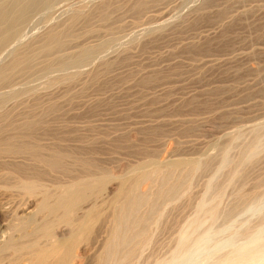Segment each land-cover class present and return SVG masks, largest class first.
Returning a JSON list of instances; mask_svg holds the SVG:
<instances>
[{"label":"rangeland","instance_id":"obj_1","mask_svg":"<svg viewBox=\"0 0 264 264\" xmlns=\"http://www.w3.org/2000/svg\"><path fill=\"white\" fill-rule=\"evenodd\" d=\"M138 4L143 6L140 7ZM136 6H139L138 10ZM104 10L108 11L109 15L107 16L106 12L108 18L105 19L103 17L106 16L102 17L100 13ZM18 29L17 33L21 34H16L13 37L14 39L11 38L7 42L8 44L0 48V68H6L10 65L12 61L17 59L15 55L19 52L20 54L24 53L22 56H27L26 54L28 53V56L30 55L33 59L28 63L30 67L26 66L27 69L23 68L19 72L16 71L15 75H13L14 73L11 69L8 70V72H12L11 75L9 74L11 76L8 78L9 81L0 82L1 86H4L3 83L6 82V86L11 85L10 89L11 87V90L14 89L13 93H9L10 95L6 94L9 95L5 96L8 100L5 97L3 99L9 102L1 100L3 103L1 102L2 105L0 104V110H3V112L5 110V117L9 116L7 112L10 110L9 121L12 123L15 121L19 125L23 124L25 120L39 119L37 118L39 113L40 119L46 115L44 118L46 119V123L42 122L45 128L39 125L36 129L38 131L36 132L37 134H39L38 128H41L40 134L45 129L44 135L40 136L39 134V138L36 135L37 139L43 140L42 145L44 146L45 144V147H47V143L52 147L51 145H54L55 141H57L55 144H58V146H55L71 150V155L74 154L73 158L71 157L73 161L71 160L72 162L68 163L74 166L75 171H78L79 165L74 164V158L77 157L78 159L79 156V158L88 157V159L90 158L93 161L98 160L95 163L99 162V167L102 166V169L105 168L111 172L114 170V174L130 172L135 166L143 162L144 159L147 161L149 157L151 158L155 151L157 152H155V158L159 157L162 159L163 156L170 152V149L176 153L175 151L179 148L177 150V154H179H176L177 157L181 153V158L186 159L187 157V159L190 158L192 160L193 158L196 160H193L195 162L193 167L194 171L196 168L198 172L194 173V171H191L192 175L190 176L192 180L189 179V181L191 180V184H187L190 187L188 188L184 184L183 186L185 187L182 188L181 192L184 188L186 192L183 191L177 196L181 195L184 197L180 196V200L176 197L178 201L172 199V202H163L166 205L168 204L167 207L162 203V208L166 210L161 208L160 212L158 211L159 215L157 214L156 216L159 217L164 213L163 218H154L153 224L150 225L151 233L149 240L151 243L148 242L149 240L146 241L148 243L144 245L149 246H144L143 253L135 258L131 264H215L219 260L224 259L225 255L232 254L234 250L241 246L248 245L247 247H251L253 250L255 243L254 251L258 249L251 264H264V246H261V244L264 245V192H262L264 191V182H262L263 185L258 182V180L261 182V179L264 181V149H261L264 148V144L258 147L260 148L259 151L257 148L250 154L251 157L253 155L252 158H250L249 153L245 150L247 145H250L251 142L254 144L259 139L264 143V0H50L48 3L37 7L36 10L31 11L27 19L19 25ZM52 31H57L58 34L62 32V36H65V38L62 37L64 42L61 46L63 47L58 48V50L57 46H54V48L48 45L49 49H51L50 51L46 48V37L50 33H53ZM104 38L107 39L105 40ZM97 43L102 47H97L98 52L94 50V53H92L94 56L86 57L85 60H80L81 62L75 58L77 54L75 55L74 53H77V50L81 47ZM107 43L109 44L106 45ZM43 44L45 47H43ZM101 48L104 49L102 50ZM43 51L47 53L44 54ZM64 54L66 59L64 58ZM72 58L75 59L74 62H72ZM59 59L68 60V62L65 61L67 62L65 64V62L63 63ZM47 60H49L48 63L50 65L46 63ZM57 61L60 62V66ZM61 62L65 66H62ZM71 66L73 68L75 66V68L73 69ZM150 73L151 75H149ZM12 76L14 77L12 78ZM160 76L162 77L160 78ZM140 79L141 81H139ZM145 79H147V82H144ZM145 83L148 84L146 85ZM24 88H27L26 92H24ZM36 98L39 99L37 100ZM57 101L59 102L57 103ZM28 104H30V108ZM50 104L55 105L56 108L55 106L50 108ZM12 105H14V108L18 105L16 110ZM18 107H22V110L26 108L27 111H22L20 108L19 110ZM11 112L13 116H11ZM41 112L44 115L42 117ZM33 113L37 114V116L31 119L34 116ZM16 115L17 118H15ZM15 119L21 120V123H18L19 121ZM254 121L258 123L261 121L259 126L255 127L259 129V132L257 131L258 129H250L257 123ZM154 127H157V129L155 128L154 130ZM262 128L263 131H261ZM127 132L129 133L127 134ZM227 132L231 133H228L230 136ZM252 134L255 137L257 135V137H252ZM232 135L234 140L229 139ZM41 137L42 139H40ZM252 138L255 141H252ZM237 139L240 142L242 140L244 144L242 142L239 144ZM247 140L251 142L246 144L248 143ZM229 141L231 142L229 143ZM226 142L234 145L229 146ZM87 143L91 144V146H88ZM49 146L47 147L48 149L50 148ZM220 146L222 148H220V153L221 151L223 153L225 149L227 157L231 156L230 158H232H227L228 162H231L230 166L226 167L227 164H225L222 167L221 165L222 169L216 166L217 162L220 161L217 158L221 154L216 158L217 154H219L217 152ZM242 147L245 153H248V160L250 159L253 162L252 164L249 163L250 161L247 162L249 163V168L246 165L247 163L240 165L238 161L239 156H241L238 152L240 153L241 151V154H244ZM256 150L258 151L257 156L255 155ZM190 152L192 153L190 154ZM147 153L153 154L151 156ZM193 153L197 155L195 154V156ZM198 154L203 155L198 156ZM212 154L215 156L212 157ZM207 155L215 159L211 160L212 164H210L211 162L209 163L210 167H207L209 168L208 170L204 168L207 172L203 171V173L199 167L203 166L204 163L202 162L209 157ZM260 155L262 156L260 157ZM91 157L95 158L92 159ZM196 162L198 167H196ZM231 164H234L233 168ZM237 164L239 165L237 166ZM218 165H220V162ZM184 166H187V169H191L190 165ZM244 166H247V169ZM215 169L216 171H213ZM230 169L232 171L234 169H242V172L245 170L243 174L247 178L243 175L244 180L235 179L236 181L233 180L232 182L226 181L229 177L228 173L230 175ZM4 170L6 171V169H3L1 173ZM5 171L3 172L4 174H6ZM117 171L118 173H116ZM174 172L177 173L178 171ZM4 174L0 177L2 178L0 179V197L7 206L10 203L11 196L13 199L14 194H19V189L13 185L17 180ZM190 176L187 175L186 178ZM47 178L50 180L52 177ZM210 179L213 180L212 187L218 183L225 184L228 182L227 186L222 185L225 186L223 187L224 190L226 189L222 192L223 194L216 193L219 184L215 185L216 187L212 188L209 193L206 192L205 188L207 185L205 184ZM189 181H185V183ZM206 181L208 182L206 183ZM229 183L231 185L233 183L234 185L231 186ZM256 184L260 186L257 187ZM232 190H234V193ZM184 192L189 195H187L189 198H186ZM240 193L242 194V200L238 199ZM229 196H233V198ZM211 197L219 201L218 203L221 205L219 207L224 212L220 211L221 215L218 213L220 215H217L219 218L215 217L214 220L204 215L198 226V229H200L196 228L191 235L192 241L190 240L188 245L189 249H184L185 252L183 250L177 256L175 248L178 244L179 229H187L186 221L196 214L198 202L203 198L204 200H211ZM252 199L255 200L253 201ZM239 200L241 201L239 202ZM246 205L250 206L247 207ZM191 206H194L193 209H191ZM177 209L178 211H176ZM230 209H232L231 214H229ZM9 217L7 215H0V236H8L13 232L16 233L11 228L14 225V220L11 216ZM154 220L161 222L156 223ZM96 224L99 225L98 222ZM152 226L154 230L151 229ZM183 226H186V228ZM203 229L204 231H202ZM206 230L209 235L208 233L206 234ZM243 230L247 233H244ZM250 232L254 233L250 234ZM244 236H246V239H243ZM176 237L177 239H175ZM210 239H212V242ZM230 239H232L233 243ZM254 241L255 243H253ZM259 242L260 247L257 244ZM92 246L86 253L87 256L76 264H97V256H94L99 253L96 250H100V246L99 244H93ZM95 247L98 248L96 249ZM225 251H227V254ZM6 253L13 252L6 251ZM259 255L263 257H259ZM8 256L5 259L8 260ZM210 256L215 258H211ZM167 258L169 262H167ZM5 259L0 264H11L9 263L10 259L8 261ZM162 260L165 263H161Z\"/></svg>","mask_w":264,"mask_h":264},{"label":"bare ground","instance_id":"obj_2","mask_svg":"<svg viewBox=\"0 0 264 264\" xmlns=\"http://www.w3.org/2000/svg\"><path fill=\"white\" fill-rule=\"evenodd\" d=\"M50 0H0V48L9 42L11 38H13L16 34L20 35L17 33L19 30L18 27L21 23H23L29 13L33 11L34 9L36 10L37 7L44 3H48ZM64 3V2H63ZM138 3V2H137ZM145 3V2H144ZM53 4V3H52ZM97 4V3H96ZM142 4V3H141ZM147 4V3H146ZM139 5V4H138ZM47 6V4H46ZM140 6V5H139ZM139 6L137 10L139 9ZM143 6V5H141ZM140 6V7H141ZM50 7V5H49ZM115 8V7H114ZM106 9V8H105ZM41 10V9H40ZM99 10V9H98ZM107 10V9H106ZM42 12V11H41ZM78 12V11H77ZM105 12V13H103ZM108 15V11H102L100 12L103 16ZM119 12V11H118ZM105 14V15H104ZM150 14V13H149ZM151 15V14H150ZM103 17L108 18V17ZM33 17V16H32ZM35 17V16H34ZM158 18V17H157ZM145 20V19H144ZM154 20V19H153ZM107 21V20H106ZM128 22V21H127ZM130 22V21H129ZM25 24V23H24ZM23 24V25H24ZM131 24V22H130ZM228 24V23H227ZM143 28V27H142ZM66 29V28H65ZM149 29V28H148ZM62 30V29H61ZM51 31V30H50ZM97 31V30H96ZM53 33H50L46 38L47 45L46 48L49 49L50 46H57L58 48H62L61 46L63 44V38L65 36H62V32L59 34L57 31H52ZM59 32V31H58ZM64 33V32H63ZM70 33V32H69ZM61 34V36H60ZM68 34V33H67ZM88 34H90L88 32ZM114 34V32H113ZM64 35V34H63ZM73 35V34H72ZM116 36V35H115ZM67 37V36H66ZM207 37V36H206ZM111 38V37H110ZM122 38V37H121ZM14 39V38H13ZM98 39V38H97ZM105 39V38H104ZM103 39V40H104ZM107 39V38H106ZM105 39V40H106ZM65 40V39H64ZM114 40V39H113ZM45 41V42H46ZM15 42V41H14ZM107 42V41H106ZM104 42V43H106ZM115 43V42H114ZM66 44V43H65ZM64 44V45H65ZM103 44V43H102ZM107 43L106 45H108ZM112 44V43H111ZM10 45V44H9ZM44 45V44H43ZM48 46V47H47ZM99 46V43L93 44V45H86L84 47H81L79 50H77V53H74L76 55V59L80 60H85L86 57L89 56H94L92 53H94V50L97 51V47ZM101 46V45H100ZM99 46V48H100ZM105 46V44H104ZM117 46V45H116ZM184 46V45H183ZM7 47V46H6ZM27 47V46H26ZM42 47V46H41ZM45 47V45L43 46ZM42 47V48H43ZM75 47V46H74ZM102 47V46H101ZM109 47V46H108ZM28 48V47H27ZM42 48H40L42 50ZM55 48V47H54ZM52 48V49H54ZM65 48V47H64ZM79 48V47H78ZM112 48V47H111ZM183 48V47H182ZM102 49V48H101ZM104 49V48H103ZM102 49V50H103ZM107 49V48H105ZM186 49V48H185ZM44 50V48H43ZM47 50V49H46ZM194 50V49H193ZM4 51V49H3ZM20 51V50H19ZM24 51V50H23ZM31 51V50H30ZM61 51V50H60ZM189 51V49H188ZM44 54L47 52L43 51ZM98 52V51H97ZM27 53V52H26ZM32 53V52H30ZM34 53V52H33ZM49 53V52H48ZM58 53V52H57ZM106 53V52H105ZM20 52L15 55L17 59L12 61L10 65H8L6 68H0V82L8 80L9 77H11L12 72H8V70L13 71V75L17 73L16 71H21L23 68L30 67V64L28 66L29 61H32L33 58L31 56H28V53L26 54L27 56H22L24 54L23 52L20 54ZM35 54V53H34ZM32 54V55H34ZM42 54V53H40ZM73 54V55H74ZM99 54V53H97ZM96 54V55H97ZM104 54V53H103ZM19 55V56H18ZM48 55V54H47ZM46 55V56H47ZM102 55V54H101ZM52 56V55H51ZM63 58V57H62ZM65 58V54H64ZM70 58V56H68ZM12 59V60H13ZM31 59V60H30ZM66 59V58H65ZM73 59V58H72ZM96 59V56H95ZM99 59V58H98ZM63 63L65 61L68 62V60L64 59H59ZM64 60V61H63ZM75 59L72 60L74 62ZM89 60V59H88ZM91 60V59H90ZM49 60H47L46 63H48ZM206 61V60H205ZM54 62V61H53ZM61 62V64H63ZM65 62V64H67ZM70 62V59H69ZM71 62V63H72ZM81 62V61H80ZM10 63V62H8ZM56 63V62H55ZM59 64L60 62L57 61ZM78 63V62H77ZM49 64V63H48ZM70 64V63H69ZM50 65V64H49ZM53 65V64H52ZM74 65V64H73ZM72 65V66H73ZM210 65V64H209ZM32 66V64H31ZM60 66V64H59ZM62 66H65L64 64ZM61 66V67H62ZM71 66V67H72ZM82 67V66H81ZM49 68V67H47ZM58 68V67H57ZM73 68V67H72ZM75 68V66H74ZM73 68V69H74ZM77 68V67H76ZM160 68V67H159ZM19 69V70H18ZM21 69V70H20ZM27 69V68H26ZM45 69V68H44ZM64 69V68H63ZM15 70V71H14ZM41 70V69H40ZM49 70V69H48ZM51 70V69H50ZM62 70V69H61ZM65 70V69H64ZM24 71V70H23ZM29 71V70H27ZM31 71V70H30ZM56 71V70H55ZM26 72V71H25ZM50 72V71H49ZM63 72V70H62ZM78 72V71H77ZM148 72V71H147ZM172 72V71H170ZM23 73V72H22ZM44 73V72H43ZM54 73V72H53ZM59 73V71H58ZM72 73H74L72 71ZM10 74V75H9ZM42 74V73H41ZM47 74V73H46ZM155 74V72H154ZM163 74V73H162ZM170 74V73H169ZM172 74V73H171ZM151 75V73L149 74ZM148 75V76H149ZM159 75V73H158ZM48 76V75H47ZM64 76V75H62ZM75 76V75H74ZM153 76V75H152ZM14 76H12L13 78ZM16 77V76H15ZM22 78V76H20ZM54 77V76H53ZM58 77V76H57ZM61 77V76H60ZM147 77V76H146ZM157 77V76H156ZM162 76H160L161 78ZM10 78V79H12ZM63 79V78H62ZM149 79V78H148ZM19 80V79H17ZM73 80V79H71ZM143 80V79H142ZM9 81V80H8ZM24 81V80H23ZM62 81V80H61ZM141 81V79L139 80ZM151 81V80H150ZM154 81V80H153ZM156 81V80H155ZM161 81V80H160ZM144 82H147V79H145ZM152 82V81H151ZM159 82V81H158ZM164 82V81H163ZM6 83V82H5ZM4 86L0 84V104L1 100L4 99L5 96H9V93H13L8 86ZM8 83V82H7ZM10 83V82H9ZM138 83V82H137ZM162 83V82H161ZM12 84V82H11ZM26 84V83H25ZM144 84V83H143ZM146 84V83H145ZM148 84V83H147ZM146 84V85H147ZM150 84V83H149ZM157 84V83H155ZM142 85V84H141ZM151 85V84H150ZM21 86V85H20ZM24 86V85H22ZM26 86V85H25ZM145 86V85H144ZM154 86V85H153ZM165 86V85H164ZM19 87V86H18ZM147 87V86H146ZM167 87V86H166ZM14 88V87H13ZM51 88V87H50ZM152 88V86H151ZM165 88V87H164ZM9 89V90H7ZM16 89V88H15ZM22 89V88H21ZM27 88H24V92H26ZM40 90V89H39ZM160 90V89H159ZM16 91V90H15ZM30 92V91H29ZM18 93V92H17ZM40 93V92H39ZM168 93V92H167ZM9 94V95H6ZM16 94V93H15ZM32 94V93H31ZM12 95V94H11ZM17 95V94H16ZM15 95V98H16ZM19 95V94H18ZM22 95V94H21ZM23 96V95H22ZM13 97V96H12ZM31 97V96H30ZM7 100L8 98L5 97ZM3 100V102H6L7 100ZM37 100L39 98H36ZM11 100V99H10ZM2 102V103H3ZM9 102V101H7ZM37 102V101H36ZM59 101H57L58 103ZM38 103V102H37ZM49 103V102H48ZM47 104V103H46ZM53 104V103H52ZM64 104H66L64 102ZM2 105V104H1ZM51 105V104H50ZM62 106V104H60ZM4 106V105H3ZM14 108V105H12ZM18 105H16L17 107ZM29 108L31 107L30 104H28ZM48 106V105H47ZM52 106V107H51ZM50 108H53L55 105H51ZM59 106V105H58ZM5 107V106H4ZM16 107L14 108L16 110ZM43 107V106H42ZM20 107H18L19 109ZM22 108V107H21ZM20 108V109H21ZM46 108V107H45ZM56 108V106H55ZM12 109V108H10ZM17 109V110H18ZM19 109V110H20ZM42 109V108H41ZM13 110V109H12ZM22 110V109H21ZM27 111V109L25 108ZM24 109L22 111H25ZM37 110V109H36ZM48 110V109H46ZM0 114V173L3 169H6L4 175H8L11 177H14L16 183L12 182L13 185L19 189V194H14V198L11 200L10 203L6 206L3 202V199L0 197V215H7L8 217L11 216L12 219L14 220L13 226L11 227L13 229L12 234L10 235H2L0 236V263L5 259L6 256L10 254L9 263L11 264H76L78 263L81 259H84L85 256H87V252L90 250V247L93 244H99L100 250H96L99 252L97 255L95 254L94 257L97 256V264H131L133 263V260L137 257H139L144 250V244L146 241L150 239V225H152V221L154 218L159 219V217L163 218L160 215L157 217L156 215L160 212V209L162 208V203L163 202H172L171 200H176L181 197L183 198L184 196H179V193L181 194L182 188L187 186L188 183L192 180V175L191 171H194V165L196 160H194L192 157V160L189 159H184L181 158L180 155L179 157L176 156L177 154V149L174 153L173 150H169L165 156H163L162 159L155 158L156 155L155 152L153 153H147L148 155L153 154V158L151 159L150 157L148 158L147 161H144L139 163L137 166H135L130 172L124 173V174H114V170L111 172L110 170H107L105 168L99 167L98 163L96 164L90 158H79L77 157L74 158V164L76 163L75 166L78 171H75L71 164L69 165L68 162L71 160L73 161L74 154L71 155V150L69 151L66 148L63 147H57L58 144H55L57 141H55L54 145H51L50 147L47 143V147L49 146L50 148L48 149L42 145L43 140H38L37 136L39 138V134L41 132V128H38L39 134L36 129L37 127L43 126L44 123H46V119L42 118L40 119L39 115L37 118L39 119H33L36 118L37 114L32 116L31 119L33 120H28L24 121L23 124L19 125L15 123V121L12 123L9 121L8 117L10 116V110L7 112L9 116L5 117L6 113L5 110H3ZM7 111V110H6ZM14 111V110H13ZM54 112V111H53ZM58 112V111H57ZM15 113V112H14ZM25 113V112H24ZM32 113V111H31ZM37 113V112H36ZM61 113V112H60ZM59 113V114H60ZM64 113V112H62ZM13 113L11 112V116ZM17 114V113H16ZM23 114V113H22ZM42 114V112H41ZM57 114V113H56ZM4 115V116H3ZM29 115V114H28ZM31 115V114H30ZM62 115V114H61ZM64 115V114H63ZM19 116V115H18ZM25 117V115H23ZM44 116L43 114L41 117ZM52 116V115H51ZM55 116V115H54ZM258 116V115H257ZM15 117V116H14ZM62 117V116H61ZM17 118V115L16 117ZM26 118V117H25ZM259 118V117H258ZM13 119V117H12ZM11 119V120H12ZM21 119V118H20ZM24 119V118H23ZM28 119V118H27ZM44 119V121H42ZM60 119V118H59ZM14 120V119H13ZM16 120V119H15ZM16 121H19L18 119ZM21 121V120H20ZM18 123H21V122ZM23 121V120H22ZM54 121V120H53ZM44 122V123H42ZM157 122V121H156ZM257 122V121H254ZM261 122V121H260ZM259 122V123H260ZM15 123V124H14ZM42 123V125H41ZM162 123V122H161ZM253 123V121H252ZM251 123V125H252ZM259 123H255V125L250 128L254 129L256 126H259ZM50 125V124H49ZM152 125V124H151ZM218 125V124H217ZM250 125V126H251ZM62 126V125H61ZM249 126V125H248ZM48 127V126H46ZM59 127V126H58ZM150 127V126H149ZM136 128V127H135ZM152 128V127H151ZM157 129V127H154ZM49 129V127H48ZM62 129V128H61ZM249 129V130H250ZM256 130L258 128H255ZM58 130V129H57ZM65 130V129H64ZM136 130V129H135ZM145 130V129H144ZM153 130V129H152ZM162 130V129H161ZM227 130V129H226ZM230 130V129H229ZM45 131V129H44ZM43 131V132H44ZM52 131V130H50ZM91 131V130H90ZM149 131V130H148ZM232 131V130H231ZM235 131V129H234ZM240 131V130H239ZM251 131V130H250ZM259 132V129L257 130ZM263 131V128L262 130ZM260 131V133H261ZM40 134V136H43L44 133ZM48 132V130H46ZM58 132V131H57ZM66 132V131H65ZM132 132V131H131ZM141 132V131H140ZM146 132V130H145ZM150 132V131H149ZM148 132V133H149ZM157 132V131H155ZM220 132V131H219ZM230 132V131H229ZM227 132V134L229 133ZM243 132V131H242ZM49 133V132H48ZM47 133V134H48ZM51 133V132H50ZM91 133V132H90ZM129 132H127L128 134ZM144 133V132H143ZM160 133V132H159ZM164 133V132H163ZM235 133V132H234ZM253 133V131H251ZM52 134V133H51ZM67 134V133H65ZM64 134V135H65ZM135 134V133H134ZM138 134V132H137ZM140 134V133H139ZM150 134V133H149ZM152 134V133H151ZM156 134V133H155ZM161 134V133H160ZM226 134V135H227ZM231 134V133H229ZM228 134V135H229ZM239 134V133H238ZM255 134V133H254ZM37 135V136H36ZM53 135V134H52ZM68 135V134H67ZM76 135V134H74ZM87 135V134H86ZM96 135V134H95ZM130 135V134H129ZM223 135V134H222ZM221 135V136H222ZM253 135V134H252ZM264 135V134H263ZM83 136V135H82ZM94 136V135H93ZM134 136V135H133ZM230 136V135H229ZM54 137V136H53ZM84 137V136H83ZM99 137V136H98ZM105 137V136H104ZM136 137V136H135ZM151 137V136H150ZM225 137V136H224ZM228 137V136H227ZM252 137L256 138L253 135ZM264 137V136H263ZM59 138V137H58ZM62 138V137H61ZM72 138V137H71ZM75 138V137H74ZM86 138V137H85ZM94 138V137H93ZM100 138V137H99ZM235 138V136H234ZM238 138V137H237ZM254 138L251 140L253 141ZM42 139V137L40 138ZM67 139V138H64ZM70 139V138H69ZM104 139V138H103ZM228 139V138H227ZM229 139H233L232 137H229ZM60 140V138H59ZM68 140V139H67ZM88 140V139H87ZM141 140V139H140ZM151 140V139H150ZM223 140V139H222ZM234 140V139H233ZM236 140V139H235ZM239 139H237L238 141ZM40 141V142H39ZM46 141V140H45ZM49 141V140H48ZM195 141V140H194ZM232 141V140H231ZM229 141V143L231 142ZM236 141V142H237ZM249 144V140H247ZM255 141V140H254ZM260 141V142H259ZM259 143L256 141L254 144L251 142L250 145H247L245 147L246 152L252 154V152L257 149L261 144L263 146V141L259 139ZM47 142V141H46ZM62 142V141H61ZM69 142V141H67ZM79 142V141H78ZM124 142V141H123ZM187 142V141H186ZM189 142V141H188ZM234 142V141H233ZM239 144L243 141L241 140L238 141ZM94 143V140H93ZM139 143V142H138ZM164 143V142H163ZM177 143V142H175ZM191 143V142H190ZM201 143V142H200ZM207 143V142H206ZM205 143V144H206ZM235 143V142H234ZM88 144V143H87ZM196 144V143H195ZM228 144V142H226ZM244 144V143H243ZM57 145V146H55ZM166 145V144H165ZM182 145V144H180ZM187 145V144H186ZM192 145V144H191ZM229 146L231 144H228ZM226 145V146H228ZM234 145V144H232ZM231 145V146H232ZM80 146V144H79ZM83 146V145H82ZM86 146V145H85ZM88 146H91V144ZM94 146V145H93ZM118 146V145H117ZM160 146V145H159ZM203 146V145H202ZM55 147V148H54ZM76 147V146H75ZM173 147V146H172ZM178 147V146H177ZM176 147V148H177ZM200 147V146H199ZM205 147V146H204ZM237 147V144H236ZM240 147V146H239ZM93 148V147H91ZM189 148V147H188ZM202 148V147H201ZM221 146L219 147V151L217 153L219 159L217 162V167L219 166L220 169L221 165L227 164L226 167H229L231 162H228V159L231 156H228L225 154L226 151L225 149L223 150V153L220 149ZM229 148V147H228ZM231 148V147H230ZM238 148V147H237ZM77 149V148H76ZM80 149V148H79ZM89 149V148H87ZM94 149V148H93ZM125 149V148H124ZM137 149V148H136ZM164 149V148H163ZM174 149V148H173ZM183 149V148H182ZM187 149V148H186ZM191 149V148H190ZM236 149V148H235ZM244 148L242 147V152L244 154H241L238 152L240 158H238L240 165H245L247 162L250 161L248 160V153H245L243 150ZM260 148H258L259 151ZM264 149V148H261ZM192 150V149H191ZM198 150V149H197ZM201 150V149H200ZM199 150V152H200ZM241 150V149H240ZM76 151V150H75ZM74 151V152H75ZM90 151V150H89ZM153 151V150H152ZM196 151V150H194ZM203 151V150H202ZM258 151L256 150V156ZM83 152V151H82ZM88 152V151H87ZM133 152V151H132ZM145 152V151H144ZM149 152V151H148ZM151 152V151H150ZM186 152V151H185ZM98 153V152H97ZM157 153V152H156ZM159 153V152H158ZM192 152H190L191 154ZM229 154V152H227ZM263 153V152H262ZM179 154V153H178ZM177 154V155H178ZM184 154V153H183ZM194 154V153H193ZM196 154V153H195ZM194 154V155H195ZM205 154V153H204ZM214 154V153H213ZM212 154V155H213ZM83 155V154H82ZM144 155V153H143ZM146 155V154H145ZM197 155V154H196ZM195 155V156H196ZM203 155V154H202ZM199 155L198 156H202ZM211 155V156H212ZM76 156V155H75ZM140 156V155H139ZM159 156V155H158ZM193 156V155H191ZM197 156V157H198ZM207 156H209L207 158ZM204 161L200 160L203 164V166L199 167V169L203 172H205V169H209L207 167H210L209 163L212 164L213 159L215 155L210 157V155H207ZM262 155H260L261 157ZM72 157V158H71ZM205 157V156H204ZM248 157V158H247ZM253 157V155H252ZM250 156V158H252ZM264 157V156H263ZM262 157V158H263ZM71 158V159H70ZM92 158V157H91ZM93 157L92 159H94ZM139 158V157H137ZM142 158V157H141ZM147 158V157H145ZM196 158V157H194ZM200 158V157H199ZM212 158V159H211ZM70 159V160H69ZM140 160V159H139ZM194 160V161H193ZM212 160V161H211ZM255 160V159H253ZM258 160V159H257ZM71 161V162H72ZM233 161V160H232ZM105 162V161H104ZM139 162V161H138ZM194 162V163H192ZM198 162V161H197ZM196 162V167H198V164ZM200 162V163H201ZM259 162V160H258ZM136 163V162H135ZM201 163V164H202ZM253 163V162H249ZM247 163L246 165L248 166ZM73 164V163H72ZM73 164V165H74ZM193 164V165H192ZM214 164V163H213ZM184 165H190L191 169H187V166ZM239 164H237L238 166ZM184 166V167H183ZM232 168L234 164L232 165ZM236 166V165H235ZM247 166L244 168L247 169ZM118 167V166H117ZM116 167V168H117ZM186 167V168H185ZM193 167V168H192ZM218 167V168H219ZM242 167V166H241ZM123 168V167H122ZM130 168V167H128ZM203 168V170H202ZM205 168V169H204ZM213 168V167H212ZM211 168V169H212ZM215 168V167H214ZM216 168V169H218ZM235 168V167H234ZM249 168V166H248ZM260 168V167H259ZM8 169V171H7ZM10 169V170H9ZM193 169V170H192ZM213 170V171H216ZM118 170V169H117ZM199 170V172H200ZM256 170V168H255ZM174 171H178L177 173ZM218 171V170H217ZM231 171V172H230ZM230 175L228 173V180L229 182H232L233 180L236 181L235 179H241L244 180V177L246 176L243 174L245 170L242 169H230ZM259 171V170H258ZM127 172V171H126ZM198 172V169L195 168L194 173ZM203 172V173H204ZM207 172V171H206ZM224 172V171H223ZM251 172H253L251 170ZM1 173V176L3 175ZM118 173V171L116 172ZM121 173V172H119ZM123 173V172H122ZM190 173V174H189ZM215 173V172H214ZM245 173V172H244ZM49 174V175H48ZM201 174V173H200ZM209 174V173H208ZM224 174V173H223ZM227 174V173H226ZM225 174V175H226ZM251 174V173H250ZM249 174V175H250ZM263 174V173H262ZM188 176V178H186ZM213 175V174H212ZM211 175V178H212ZM261 175V173H260ZM0 176V177H1ZM7 176V177H8ZM198 176V175H197ZM196 176V177H197ZM215 176V175H214ZM220 176V175H219ZM5 177V176H4ZM47 177H52L50 180ZM206 177V176H205ZM208 177V176H207ZM221 177V176H220ZM194 178V175H193ZM198 178V177H197ZM222 178V177H221ZM243 178V179H242ZM247 178V177H245ZM259 178V177H256ZM2 179V178H0ZM188 179V180H186ZM189 179H191L189 181ZM219 179V178H218ZM255 179V178H254ZM253 179V180H254ZM9 180V179H8ZM14 180V181H15ZM220 180V179H219ZM224 180V178H223ZM249 180V179H248ZM4 181V180H3ZM11 181V180H10ZM48 181V182H47ZM50 181V182H49ZM185 181H189L186 182ZM213 180L210 179V181H206L207 185L206 186V192L209 193L213 185ZM225 181V182H226ZM246 181V180H245ZM1 182V181H0ZM200 182V180H199ZM219 182V181H218ZM221 182V181H220ZM223 182V181H222ZM224 182V183H225ZM250 182V181H249ZM256 182V181H255ZM259 184L263 185L262 179L261 182L258 180ZM215 183V180H214ZM235 183V182H234ZM243 183V181H241ZM257 183V182H256ZM186 184L185 186H183ZM191 184V183H190ZM195 184V183H194ZM193 184V185H194ZM231 185V183H229ZM7 185V184H6ZM204 185V184H202ZM228 185V182L225 184H219L218 190L216 193L221 194L224 190L222 186ZM234 184L232 183L231 186ZM257 187L260 186L256 184ZM12 186V185H11ZM13 186V187H14ZM197 186V185H196ZM245 186V184H244ZM248 186V185H247ZM255 186V185H254ZM5 187V186H4ZM188 187V186H187ZM190 187V186H189ZM188 187V188H189ZM199 187V186H198ZM203 187V186H202ZM251 187H253L251 185ZM264 187V186H263ZM262 187V188H263ZM231 188V187H230ZM233 188V187H232ZM196 189V188H195ZM217 189V188H216ZM253 189V188H252ZM259 189V188H257ZM188 190V189H187ZM199 191V190H198ZM231 191V190H229ZM234 190H232L233 192ZM262 191V190H261ZM186 192V191H185ZM184 192V193H185ZM193 192V191H191ZM190 192V193H191ZM195 192V191H194ZM238 192V188H237ZM264 192V191H262ZM13 193V192H11ZM10 193V194H11ZM183 193V194H184ZM189 193V194H190ZM201 193V192H200ZM229 193V192H228ZM234 193V192H233ZM243 193V191H242ZM247 193V192H245ZM244 193V194H245ZM182 194V195H183ZM186 194V193H185ZM184 194V195H185ZM223 194V193H222ZM227 194V193H226ZM232 194V193H231ZM236 194V193H235ZM253 194V193H252ZM186 198L189 196H187ZM260 195V194H259ZM1 196V195H0ZM6 196V195H5ZM9 196V195H8ZM192 196V195H191ZM195 196V195H194ZM224 196V195H223ZM239 196V195H238ZM242 194L240 193V196L238 199L242 198ZM262 196V195H261ZM10 197V196H9ZM177 197V199H176ZM231 197V196H229ZM264 197V195H263ZM8 198V197H6ZM175 198V199H174ZM189 198V197H188ZM192 198V197H191ZM202 198V197H201ZM200 198V199H201ZM205 198V196H204ZM204 198L198 202L199 204L196 205V214L193 215L190 219H188L187 222V229H179L178 233V244L175 248V254L178 256L181 251L184 249H189L188 245L190 243V240L192 241L191 235L196 228L198 229L199 224L201 223V218L204 215H207L208 218H214L218 217L221 215L219 213L220 211L222 212V208L220 209L221 205L218 203L219 201L216 200V198H212L211 200H207ZM233 198V196L231 197ZM229 198V199H231ZM246 198V196H245ZM5 199V198H4ZM235 199V197H234ZM237 199V198H236ZM263 199V198H262ZM228 200V199H227ZM242 200V199H241ZM239 200V202L241 201ZM244 200V199H243ZM253 200V199H252ZM255 200V199H254ZM253 200V201H254ZM264 200V199H263ZM9 201V200H7ZM6 201V202H7ZM189 201V200H187ZM232 201V199H231ZM248 201V199H247ZM5 202V203H6ZM174 202V201H173ZM180 202V201H179ZM191 202V201H190ZM189 202V203H190ZM195 202V201H193ZM229 202V201H228ZM237 202V201H233ZM262 202V201H261ZM175 203V202H174ZM243 203V202H242ZM165 204V203H163ZM183 204V202H182ZM181 204V205H182ZM185 204V203H184ZM196 204V203H194ZM231 204V203H230ZM233 204V203H232ZM236 204V203H235ZM166 205V204H165ZM168 205V204H167ZM166 205V207H167ZM174 205V204H173ZM172 205V206H173ZM178 205V204H177ZM220 205V207H219ZM164 206V205H163ZM195 206V205H194ZM193 206V207H194ZM239 206V205H238ZM247 206V205H246ZM250 206V205H249ZM247 206V207H249ZM181 207V206H180ZM191 206V209H193ZM234 207V206H233ZM243 207V206H242ZM179 208V206H178ZM226 208V207H225ZM235 208V207H234ZM233 208V209H234ZM237 208V207H236ZM245 208V206H244ZM163 209V208H162ZM168 209V208H167ZM186 209V208H185ZM184 209V210H185ZM239 209V208H238ZM163 210H166L165 208ZM173 210V209H172ZM159 211V212H158ZM162 211V210H161ZM178 211V209L176 210ZM175 211V212H176ZM182 211V210H180ZM179 211V212H180ZM189 211V210H188ZM229 214H231L232 209L229 210ZM235 211V210H234ZM237 211V210H236ZM224 212V211H223ZM222 212V213H223ZM226 212V210H225ZM166 213V212H165ZM189 213V212H188ZM194 213V212H193ZM192 213V214H193ZM218 213L220 215H218ZM169 214V212H168ZM171 214V213H170ZM178 214V213H177ZM225 214V215H229ZM260 214V213H259ZM159 215V214H158ZM176 215V214H175ZM218 215V216H217ZM168 216V215H167ZM232 216V215H231ZM172 217V215H171ZM234 217V214H233ZM260 217V216H259ZM10 218V217H9ZM219 218V217H218ZM221 218V217H220ZM232 218V217H231ZM166 219V218H165ZM217 219V218H216ZM225 219V218H224ZM233 219V218H232ZM262 219V218H261ZM156 220V219H155ZM154 220V221H155ZM163 220V219H161ZM170 220H172L170 218ZM175 220V219H174ZM179 220V219H178ZM209 221V220H208ZM216 221V220H215ZM246 221V220H245ZM11 222V221H10ZM98 222L99 225L96 224ZM156 222V221H155ZM161 221H158L156 223H159ZM164 222V221H163ZM171 222V221H170ZM175 222V221H174ZM244 222V221H243ZM247 222V221H246ZM250 222V221H249ZM256 222V221H254ZM261 222V220H260ZM263 222V220H262ZM176 223V222H175ZM181 223V222H180ZM259 223V220H258ZM264 223V222H263ZM163 224V223H162ZM161 224V225H162ZM177 224V223H176ZM261 224V223H260ZM158 225V224H157ZM169 225V224H168ZM182 225V224H181ZM245 225V222H244ZM253 225V224H252ZM258 225V224H257ZM155 226V225H153ZM152 226L151 229L154 230V227ZM243 226V225H242ZM256 226V225H255ZM158 227V226H157ZM179 227V226H178ZM177 227V228H178ZM184 227V226H183ZM246 227V226H245ZM248 227V226H247ZM156 228V227H155ZM174 229V227H172ZM182 228V227H181ZM186 228V226L184 227ZM204 228V227H203ZM206 228V227H205ZM239 228V226H238ZM200 229V228H199ZM198 229V230H199ZM240 229V228H239ZM248 229V228H247ZM246 229V230H247ZM236 230V229H235ZM10 231V230H9ZM12 231V230H11ZM204 231V229L202 230ZM207 231V230H206ZM241 231V230H240ZM244 231V230H243ZM254 231V230H253ZM262 232V231H261ZM5 233V232H4ZM208 231L206 232V234ZM235 233V231H234ZM244 233H247L244 231ZM254 233V232H250ZM1 234V233H0ZM154 234V233H153ZM172 234V233H171ZM202 234V233H201ZM205 234V233H204ZM209 235V233H208ZM239 235V233H238ZM247 235V234H245ZM152 236V235H151ZM163 236V235H162ZM177 236V235H176ZM249 236V235H248ZM174 237V236H173ZM231 237V236H230ZM237 237V236H236ZM246 236H244L243 239ZM157 238V237H156ZM155 238V239H156ZM162 238V237H161ZM167 238V237H166ZM164 239V238H163ZM174 239V238H173ZM177 239V237L175 238ZM196 239V238H195ZM214 239V238H213ZM251 239V238H247ZM152 240V239H151ZM212 242V239H210ZM254 240V239H252ZM172 241V240H171ZM205 241V240H203ZM230 241L233 243L232 239ZM245 241V240H244ZM251 241V240H250ZM259 241V240H258ZM257 241V242H258ZM263 241V240H262ZM148 242L151 243L149 240ZM147 242V243H148ZM162 242V241H161ZM206 242V241H205ZM223 242V241H222ZM229 242V241H228ZM264 242V241H263ZM146 243V244H147ZM149 243V244H150ZM165 243V242H164ZM163 243V244H164ZM218 243V242H217ZM231 243V244H232ZM255 243V241L253 242ZM175 244V245H176ZM239 244V243H238ZM246 244V243H245ZM260 247V242L257 243ZM166 245V244H164ZM207 245V244H206ZM216 245V243H215ZM256 246V243L254 244ZM253 245V246H254ZM95 246V245H94ZM149 246V245H146ZM145 246V247H146ZM217 246V245H216ZM219 246V245H218ZM231 246V245H230ZM229 246V247H230ZM234 246V244H233ZM246 246H241L237 248L236 250L233 251V253L230 255H225L224 259L219 260L218 263L215 264H251L253 261V257L255 255V252H257L254 246V249L247 247ZM261 246H264L261 244ZM174 247V246H173ZM197 247V246H196ZM258 247V246H257ZM96 248V247H95ZM98 248V247H97ZM96 248V249H97ZM93 249V246H92ZM263 249V248H262ZM261 249V250H262ZM206 250V249H205ZM6 251H12L13 253H6ZM207 251V250H206ZM224 251V250H223ZM230 251V250H228ZM254 251V252H253ZM91 252V251H90ZM96 252V253H97ZM169 252V251H168ZM185 252V250H184ZM183 252V253H184ZM195 252V251H194ZM205 252V251H204ZM227 254V251H225ZM264 252V249H263ZM181 253V254H183ZM188 253V252H187ZM186 253V255H188ZM201 253V252H200ZM262 253V252H259ZM8 254V255H6ZM94 254V252H93ZM165 254V253H164ZM167 254V252H166ZM192 254V253H191ZM219 254V253H218ZM145 255V254H144ZM185 255V254H184ZM183 255V256H184ZM182 256V257H183ZM205 256V255H204ZM262 255H259L261 257ZM90 257V256H89ZM168 257V256H167ZM198 257V256H197ZM211 257V256H210ZM209 257V258H210ZM257 256V258H259ZM263 257V256H262ZM145 258V257H144ZM171 258V257H170ZM184 258V257H183ZM215 258V257H211ZM223 258V257H222ZM8 259V260H9ZM218 259V258H217ZM262 259V258H260ZM8 261L7 259H5ZM167 262L168 258L166 259ZM160 261V260H159ZM163 261V262H162ZM161 263H165L164 260H162ZM172 261V260H171ZM182 261V260H181ZM211 261V260H210ZM217 261V260H216ZM214 261V262H216ZM94 262V261H93ZM158 262V261H157ZM257 262V261H256ZM148 263V262H146ZM159 263V262H158ZM179 263V262H177ZM93 264V263H92ZM160 264V263H159ZM166 264V263H165ZM168 264V263H167ZM170 264V263H169ZM181 264V263H179ZM259 264V263H257Z\"/></svg>","mask_w":264,"mask_h":264}]
</instances>
